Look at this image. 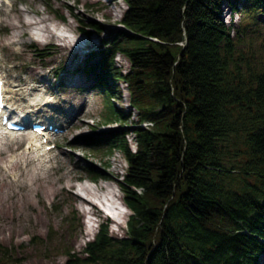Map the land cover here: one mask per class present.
<instances>
[{"label":"trees","instance_id":"trees-1","mask_svg":"<svg viewBox=\"0 0 264 264\" xmlns=\"http://www.w3.org/2000/svg\"><path fill=\"white\" fill-rule=\"evenodd\" d=\"M124 1L126 29L102 38L89 73L109 97H122L127 83L131 108L153 125L132 128L136 151L126 131L92 146L125 156L120 188L133 215L127 236L103 223L83 252L66 251L65 264H264V39L246 51L241 33L252 25L223 18V9L244 6L255 25L264 0ZM117 54L130 60L127 74ZM104 111V124L130 119L109 98ZM12 255L0 243V264Z\"/></svg>","mask_w":264,"mask_h":264},{"label":"rangeland","instance_id":"rangeland-1","mask_svg":"<svg viewBox=\"0 0 264 264\" xmlns=\"http://www.w3.org/2000/svg\"><path fill=\"white\" fill-rule=\"evenodd\" d=\"M106 1L9 0L10 5L0 4V70L6 76L11 103L25 111L42 108L69 127L67 134L57 138L58 149L48 153L54 158L51 161L46 156L27 153L21 138L0 141V243L12 249L11 264H65L70 259L67 250L83 252L94 236L86 230L83 208L88 202L75 205L73 194L82 192L85 198L89 194L104 199L111 189L120 200L124 199L119 189L128 170L125 156L118 150L108 154V147L95 151L92 146L95 140L106 141L126 131V139L135 150L131 130L139 120L129 104L127 83L121 82L123 96H114L112 101L102 89L93 86L89 73L98 60L101 39L124 27L125 1L116 0L110 5ZM50 7L56 12H51ZM55 13L65 16V24ZM223 17L229 20L226 13ZM233 18L237 27L245 29L248 22L252 25L247 37L241 33L244 42L240 46L248 51L253 41L260 49L264 15L253 25L246 19L245 7L240 6ZM93 22L105 27L106 33L94 32L89 27ZM65 26L80 38V44L62 39L59 30ZM115 64L124 74L131 70V62L124 54H117ZM108 98L130 117L126 123L104 124L102 115ZM90 168L105 171L110 178L91 182ZM77 178L88 181L78 185ZM51 182L57 184L56 190L51 189ZM39 183L43 187L38 195ZM39 211L43 213L42 224L36 219ZM100 220V224H107L105 216ZM108 228L115 237L128 234L125 225H120L119 230Z\"/></svg>","mask_w":264,"mask_h":264},{"label":"bare ground","instance_id":"bare-ground-1","mask_svg":"<svg viewBox=\"0 0 264 264\" xmlns=\"http://www.w3.org/2000/svg\"><path fill=\"white\" fill-rule=\"evenodd\" d=\"M115 3H116V0H107L106 1V4H109V5L110 4H115ZM33 23H36V22H33ZM23 24L26 25V23H24V21H23ZM21 28H23V26ZM80 42L81 41H79V42L77 41L75 43L76 44H80ZM34 178H37V175H34ZM39 184L37 186V193H38V195L40 194V189H42V187H43L42 184H40V185ZM56 186H57V184L55 182H51V187H52L51 189L56 190ZM62 188H64V187L62 186ZM108 188H110V186ZM107 191H108V193L105 195V197H104L105 199H109L111 195L117 196L113 190L108 189ZM100 196H102V195H100ZM88 197H90L89 194H88ZM71 198L74 200L75 205H76V203L86 204L88 202V200L84 197V195L82 194V192L73 194L71 196ZM89 204L91 205V202ZM36 219H37V221L39 223H41V224L43 223V213H42V211H39L38 212V214L36 216Z\"/></svg>","mask_w":264,"mask_h":264}]
</instances>
